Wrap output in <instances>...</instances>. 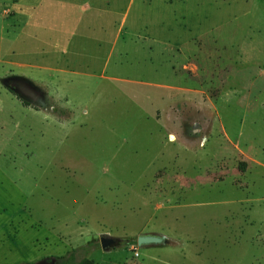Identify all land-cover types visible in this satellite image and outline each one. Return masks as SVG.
Instances as JSON below:
<instances>
[{
  "label": "rangeland",
  "instance_id": "rangeland-1",
  "mask_svg": "<svg viewBox=\"0 0 264 264\" xmlns=\"http://www.w3.org/2000/svg\"><path fill=\"white\" fill-rule=\"evenodd\" d=\"M84 246L264 264V0H0V264Z\"/></svg>",
  "mask_w": 264,
  "mask_h": 264
},
{
  "label": "water",
  "instance_id": "water-1",
  "mask_svg": "<svg viewBox=\"0 0 264 264\" xmlns=\"http://www.w3.org/2000/svg\"><path fill=\"white\" fill-rule=\"evenodd\" d=\"M99 242L102 250L104 251H108L116 245V239L109 237L107 235L101 236ZM163 242H164V238L156 234H140L136 237V244L139 247L162 244ZM28 264H56V258L55 257L42 258L36 262L28 263Z\"/></svg>",
  "mask_w": 264,
  "mask_h": 264
},
{
  "label": "trees",
  "instance_id": "trees-1",
  "mask_svg": "<svg viewBox=\"0 0 264 264\" xmlns=\"http://www.w3.org/2000/svg\"><path fill=\"white\" fill-rule=\"evenodd\" d=\"M87 249L88 248L84 246L73 249L63 256L55 257L56 264H96L92 259L85 256Z\"/></svg>",
  "mask_w": 264,
  "mask_h": 264
},
{
  "label": "bare ground",
  "instance_id": "bare-ground-1",
  "mask_svg": "<svg viewBox=\"0 0 264 264\" xmlns=\"http://www.w3.org/2000/svg\"><path fill=\"white\" fill-rule=\"evenodd\" d=\"M171 138H173V137H171Z\"/></svg>",
  "mask_w": 264,
  "mask_h": 264
}]
</instances>
